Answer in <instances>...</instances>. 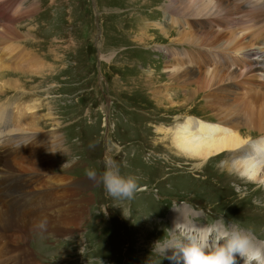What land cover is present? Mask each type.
<instances>
[{"label":"rangeland","instance_id":"obj_1","mask_svg":"<svg viewBox=\"0 0 264 264\" xmlns=\"http://www.w3.org/2000/svg\"><path fill=\"white\" fill-rule=\"evenodd\" d=\"M209 1L0 0L5 17L0 56L6 58V46H19L39 63L34 72L29 66L0 72V137L6 144L17 136L38 138L41 168L75 189L74 200L88 202L82 226L70 237L32 228L24 247L34 264H170L153 249L175 226L171 217L183 211L185 222L206 230L239 224L264 240V180L252 182L230 172L225 161L231 152L203 162L174 144L176 127L189 117L220 125L228 120L250 141L264 137V120L247 122L253 112L248 92L260 91L255 85L264 77L238 64L242 56L227 44L216 46L214 39L230 36L233 28L227 27L230 15L217 16L215 2L209 4L215 11L202 12ZM259 11L264 18V9ZM255 20L249 22L248 41L241 38L243 53L255 51L248 44L264 37V25L255 28ZM258 44L257 52L264 41ZM218 47L234 56L228 63L238 68L228 73L232 79L211 83L213 70L206 63L197 69L194 56L187 61L184 53ZM106 160L136 178L139 191L133 199L110 198L98 181L85 184L88 171L102 173ZM197 202L198 209L193 207ZM7 232L0 238H27Z\"/></svg>","mask_w":264,"mask_h":264},{"label":"bare ground","instance_id":"obj_2","mask_svg":"<svg viewBox=\"0 0 264 264\" xmlns=\"http://www.w3.org/2000/svg\"><path fill=\"white\" fill-rule=\"evenodd\" d=\"M255 1L257 2V4L258 3L260 4L262 2L261 0H251L252 3H255ZM214 2H215L216 11L217 10L219 11L217 16L219 18H222L224 14H225L224 17L230 15L229 17L231 19V22L227 27L231 28L232 26L233 28V29H229L231 30L230 36L220 35L219 38L214 39V42L218 40L216 46H221V45L224 46L225 43L228 45V48L229 47L232 48L233 51L232 53L235 56L241 54L240 52H242L245 48L244 43L241 42V38L245 37L250 33L251 28H253L252 25L250 26L245 25L243 27L240 26L239 28H237L236 26L238 25V23L241 22L243 25L247 22L243 21L242 19H237V18L233 19V13L230 4L226 1L223 2L222 0H219L220 3H217V1L210 0L207 3L208 5H205V7L202 8V12L203 13L210 12V10L214 8V6L209 4H213ZM256 6L254 5L253 7H250V10L246 11L251 17L249 22L253 23L254 21L252 15L255 14ZM215 9H213V11H215ZM254 18L256 19V16H254ZM234 28H236V30ZM237 29H240V31H238ZM260 29H262V27ZM12 31L13 29L11 26L9 25L6 26L5 28L6 33H10ZM219 33H222V31L220 30ZM255 36L256 34H252V39H254ZM196 42H198L197 39H192L191 41V43L193 44ZM198 44L200 45L201 43L198 42ZM6 47H7L6 55H5L6 58L3 57L4 54L0 56V72L9 71V70L22 71L21 68H23L24 66H29L32 72H34V69L36 68L37 69L35 71L39 70V63L37 61L38 59L37 60L33 59L30 53L24 52L22 48L19 46L8 45ZM218 48L219 50L216 49L214 50L215 53L223 52L222 51L223 49H221L220 47ZM208 50L211 49L208 48ZM260 50L261 51L259 52L256 51L258 55H254V53L253 55L252 53H246V56H242L240 58V62H244L245 67L250 68L249 70L250 73L253 72L255 69H264V47L263 49L260 48ZM214 55H215L214 58L220 57L217 56L216 54ZM255 56H257V62H258L257 66L255 65V60H254ZM189 58L190 59H188L187 61L192 60L191 56ZM230 59H234V56L232 58L230 57L228 60ZM214 61H216V59H214ZM12 63L16 66H13ZM212 63L215 65L214 62ZM184 64H186V62H184ZM223 72L224 74H221ZM228 73L234 74V72H231L230 70H223L221 68L213 70V78L211 83L226 82L227 80L232 79L231 78L232 76L228 75ZM243 80L245 81V79ZM17 83L18 82H15L16 85L15 87L19 85V83L18 84ZM247 86L249 85L246 84V87ZM260 88H261L260 91L249 89L251 92L250 94L248 92V96H249L248 99L251 98L249 99L251 103L248 104L247 107L249 111H253V112L251 114H248L247 122L254 120L257 121L264 120V85H260ZM3 117L4 114H0V119H2ZM223 123L225 124L220 125L212 122L208 123V122H204V120L202 121L200 119H192L189 117L186 121H184L183 124L178 125V127H176V131H174L175 132L174 144L180 153L184 154L187 157H190L191 159H196L198 161H203V162L208 161L212 157L223 156L226 153L231 152L232 153L231 160L225 161V167L230 172H234L236 174L238 173L241 175L242 178H245L252 182H259L261 180H264V137L257 141H250L249 139L243 138L237 133L234 123H231L228 120H224ZM37 140L39 139L28 138L27 136H19V137L17 136L16 138H12L8 140V143L6 144V149L8 153L6 157L7 160L5 161L2 159L0 152V163H3L5 168L4 173L0 177V183H1L0 188L4 187L8 183L7 181L10 178L17 176L19 178L18 180H22V179L26 180L25 184L22 187L18 188V190L22 191L19 194V196H23L26 202L33 200L32 207L27 206L25 201H23L26 204L24 207H22L23 205L20 206L21 203H18L16 207L14 206L13 208L10 207L9 203L3 200L0 201V235L7 236L9 234V232L7 231L13 229L19 231L22 235L27 236L26 238L27 240L14 237V234H12L9 238L4 239L8 241L9 248H11L13 245V248L11 250L6 251L7 255H12L11 258L15 256L13 254V251L16 249L15 244L18 243L20 245V243L23 242L21 247L28 245L29 241L31 240V238L28 237H29V233L32 231V228L34 230L36 229L37 231L43 234L48 233L58 238L60 236H66V237L72 236V232H73L72 229L79 231V228L82 226V223L84 221L83 217L85 216V212H86V205L88 203L87 200L85 199L83 201H80L81 199L74 200L75 189L74 190L69 189L68 185H66V183L63 182V180H56V177L53 179V177L49 174V172H47L48 171L47 168L44 169L41 168V162L44 161L42 158L43 155H41L43 150L39 154L38 150L40 148L35 143ZM12 143L16 147H12L11 145ZM17 145L19 148H17ZM26 150L30 151V153L27 156L23 154V152ZM85 184L94 185L96 183L89 179L88 181L87 180L85 181ZM61 189L64 191H62ZM79 189L83 191L82 187H79ZM9 202L12 203V198H10ZM28 204H30V202ZM27 209L29 215L25 214V211ZM181 213L182 214L179 213L178 215L171 218L176 222L178 219H181V217L183 218L184 215L185 216L187 215L186 214L187 212L185 211ZM41 222L46 223V230L40 229L38 227V225ZM208 230L210 231V229ZM27 248L28 250H25V252H23L24 261L23 263L20 264H29L28 258L29 256H31L30 255L31 251L29 250V247ZM169 251L172 250L167 251L166 254L168 256L172 254ZM1 257L3 259H8L6 255H2ZM168 261L170 264H183L182 260L178 262L170 261V260ZM2 264H19V263L15 261V262H3ZM236 264L238 263L236 262ZM239 264H243V263H239Z\"/></svg>","mask_w":264,"mask_h":264},{"label":"clouds","instance_id":"obj_3","mask_svg":"<svg viewBox=\"0 0 264 264\" xmlns=\"http://www.w3.org/2000/svg\"><path fill=\"white\" fill-rule=\"evenodd\" d=\"M87 175L93 182L101 183L106 195L115 200H131L139 191L136 178L121 174L111 160H106L102 173L90 170ZM38 227L46 230V223L41 222ZM168 250H173L172 255L166 256ZM153 252L170 261L182 260L183 264H236L237 255L243 264H264V240H259L251 228L230 223L209 231L182 217L167 238L164 236L155 244Z\"/></svg>","mask_w":264,"mask_h":264}]
</instances>
